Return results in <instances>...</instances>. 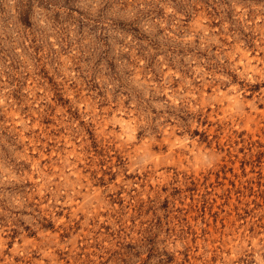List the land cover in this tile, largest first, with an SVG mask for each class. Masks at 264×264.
Wrapping results in <instances>:
<instances>
[{
	"label": "clouds",
	"instance_id": "clouds-1",
	"mask_svg": "<svg viewBox=\"0 0 264 264\" xmlns=\"http://www.w3.org/2000/svg\"><path fill=\"white\" fill-rule=\"evenodd\" d=\"M262 180L264 0H0V264H264Z\"/></svg>",
	"mask_w": 264,
	"mask_h": 264
},
{
	"label": "rangeland",
	"instance_id": "rangeland-1",
	"mask_svg": "<svg viewBox=\"0 0 264 264\" xmlns=\"http://www.w3.org/2000/svg\"><path fill=\"white\" fill-rule=\"evenodd\" d=\"M238 165L233 163H228L227 161L222 166V172L217 173L215 177H208L205 183L209 187H215V185H221L226 189V194L228 196V203H231L232 199V188H236L237 193L242 192L243 189L237 184L236 180H233L232 177L236 176L239 177V173L237 172ZM245 172H247V168L245 169ZM261 184H264V180L261 181ZM231 185L232 187H229ZM199 188V185H197ZM255 191V188L252 189ZM220 205V201H216L215 204L212 205L211 213L216 219L217 225L223 221V217L221 216V213L217 211L218 207ZM224 211L227 210V208L223 209ZM204 214L207 216L209 213L208 205L207 203L204 205L203 208ZM226 224V221H224Z\"/></svg>",
	"mask_w": 264,
	"mask_h": 264
}]
</instances>
